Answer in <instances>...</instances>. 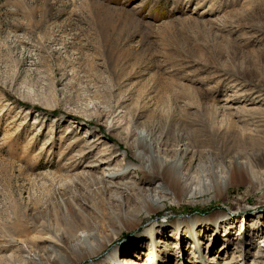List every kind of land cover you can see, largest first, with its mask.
<instances>
[{
  "label": "rangeland",
  "instance_id": "1",
  "mask_svg": "<svg viewBox=\"0 0 264 264\" xmlns=\"http://www.w3.org/2000/svg\"><path fill=\"white\" fill-rule=\"evenodd\" d=\"M148 141L183 190L109 187ZM262 225L264 0H0V264H259Z\"/></svg>",
  "mask_w": 264,
  "mask_h": 264
},
{
  "label": "bare ground",
  "instance_id": "2",
  "mask_svg": "<svg viewBox=\"0 0 264 264\" xmlns=\"http://www.w3.org/2000/svg\"><path fill=\"white\" fill-rule=\"evenodd\" d=\"M144 144H145L144 148L148 149L149 155L146 156L142 152L135 154L136 159L140 163H136L135 161H128L124 170H116V169H111L109 167H107L106 169L105 168L103 169L104 170L103 178L106 182L109 183V187H116V185L118 184L116 183L117 179L125 176L128 173H131L132 177H135V178H139L138 174L142 173L144 176L143 179L151 174L153 175V177H151V180H160L159 182L161 183V186L159 185L157 188H154L149 191H153L155 193L163 192V193L169 194L172 190H175V191L183 190L181 183L182 181H184L183 171L186 169L185 167L186 156L176 161L169 160L165 158L164 156H161L154 152L153 142L148 141L147 143H144ZM110 161L111 160H98L97 162H99V164L97 166L98 167L109 166ZM192 170H193V167L189 168L188 172H191ZM158 188H161V189L159 190ZM171 188H174V189L171 190ZM196 192H197L196 189L192 188L193 198H195ZM139 204L142 205V209L146 207L147 209H151L152 205L158 204V200L156 199V197L152 199L149 196V198L146 200H140ZM261 219L262 218L260 217V220ZM226 220L230 221V218H227ZM130 223L132 222H129L128 224ZM177 223H179L180 225H186L189 230L193 231V229H195L197 225V219L191 217L187 220H180ZM261 230L264 232V225H262ZM86 236L87 235L82 234L81 236H79V239L81 237L82 238L81 240H84ZM256 244H258V250H260V252L263 251L264 250V237L262 241L256 242ZM89 247L91 250L90 252L92 254L89 257V259L91 257H97L105 251V249L96 250V246H92V244H90ZM226 249L229 250V246ZM259 257L262 258L259 264H263L262 261H264V254L260 253ZM121 258H122L121 250L115 249V250H111V252L107 255V258L101 263L102 264H109V263L127 264V259H121ZM165 264H168V261Z\"/></svg>",
  "mask_w": 264,
  "mask_h": 264
}]
</instances>
